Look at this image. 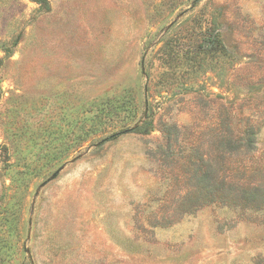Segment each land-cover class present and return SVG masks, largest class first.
<instances>
[{
	"label": "rangeland",
	"instance_id": "374dc122",
	"mask_svg": "<svg viewBox=\"0 0 264 264\" xmlns=\"http://www.w3.org/2000/svg\"><path fill=\"white\" fill-rule=\"evenodd\" d=\"M44 2L0 0V264H264V0Z\"/></svg>",
	"mask_w": 264,
	"mask_h": 264
},
{
	"label": "trees",
	"instance_id": "16d2710c",
	"mask_svg": "<svg viewBox=\"0 0 264 264\" xmlns=\"http://www.w3.org/2000/svg\"><path fill=\"white\" fill-rule=\"evenodd\" d=\"M31 1H33V2L36 3V4H45L44 0H31ZM217 45H218V42L214 39L213 41L209 42L208 45H206V47H209V48L212 49L213 52H214V51H216V49H217ZM137 131H138V132H142L141 129H138ZM247 136H248V142H247V145L250 146V145H252V141H251L252 134H249V135H247ZM113 137H114V136H113ZM240 148H241V146H240Z\"/></svg>",
	"mask_w": 264,
	"mask_h": 264
}]
</instances>
